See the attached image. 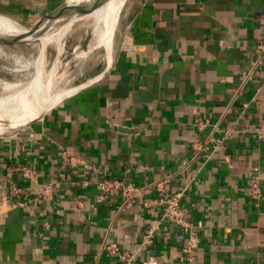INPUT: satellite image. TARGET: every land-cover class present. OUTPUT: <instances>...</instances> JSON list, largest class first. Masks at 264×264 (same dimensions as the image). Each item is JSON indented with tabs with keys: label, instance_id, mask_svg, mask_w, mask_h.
Listing matches in <instances>:
<instances>
[{
	"label": "crops",
	"instance_id": "obj_1",
	"mask_svg": "<svg viewBox=\"0 0 264 264\" xmlns=\"http://www.w3.org/2000/svg\"><path fill=\"white\" fill-rule=\"evenodd\" d=\"M67 1L0 13L25 23ZM260 41L264 0H124L107 63L0 127V264H264ZM159 179L181 192L190 251V231L160 219Z\"/></svg>",
	"mask_w": 264,
	"mask_h": 264
},
{
	"label": "rangeland",
	"instance_id": "obj_2",
	"mask_svg": "<svg viewBox=\"0 0 264 264\" xmlns=\"http://www.w3.org/2000/svg\"><path fill=\"white\" fill-rule=\"evenodd\" d=\"M94 1L95 0H93L92 3ZM83 13H85L83 10H79L77 13L73 14L74 18L70 20L71 25H67L69 23L68 19V21H66V23L62 25L67 30L73 29V31L71 32L70 36H68V39L64 40L60 50H57L56 52L55 50L52 51L50 49V46L48 45V42V44L46 43V47L44 46V49L42 50L43 53L40 50H37L36 59L38 65L36 63L35 69L37 71H34L31 66H28L25 69H20V64L16 63L15 56H18L20 54H24L26 57L29 56V54H31L34 49V46L39 47L40 43L38 41H20L10 33V30L28 33L44 17H41L39 16V14H36L28 22L25 23L13 21L11 23L13 27L11 28L7 24L0 22V47L9 54L6 55L0 52V94H9L16 92V90L20 87L18 86L20 85V83H22V85L32 83V77H37L38 70H42L41 78H43V80L47 82L48 86L53 89V81L55 80V76L59 71L60 67H62V65L60 64L66 62L68 63V73L66 72L67 74L65 78H68L69 80L67 83H63L65 89L63 91H60L62 93L61 97H63L79 87L80 76L83 74V72L90 70L94 67H101L106 64L107 60L111 57L119 12L113 24L112 22H110L105 27H102V24L97 26V29H99V38L92 39L93 41L91 40V38L93 37L94 31L91 26L88 27L90 21L92 20L91 18L93 14L90 13V11L86 12L85 14ZM82 15V18L78 17ZM57 26L59 25L57 24ZM55 27L56 26L51 27V31ZM55 30L52 32V36H57L60 32H55ZM100 36L102 38H100ZM41 40L43 44V39L41 38ZM74 46H76V50H73ZM77 53H79L80 55H78ZM3 82L13 83L15 87H13L14 85H11L10 87L12 88L7 93V91L2 90ZM31 86V90L27 92L26 96H28L29 94L30 96L35 95L36 89H33L35 86L39 87V84L33 82ZM55 90L56 89H54L53 91ZM61 97H59L57 101ZM14 101H16V99ZM9 102L13 103L10 100ZM37 111L38 110H35V107L34 109L32 107L26 115H16L8 117L0 113V127H7L16 123L20 124L23 123L25 120L28 121L33 118V115Z\"/></svg>",
	"mask_w": 264,
	"mask_h": 264
},
{
	"label": "bare ground",
	"instance_id": "obj_3",
	"mask_svg": "<svg viewBox=\"0 0 264 264\" xmlns=\"http://www.w3.org/2000/svg\"><path fill=\"white\" fill-rule=\"evenodd\" d=\"M123 1L124 0H95L92 3V0H91V2L88 0V3H87L88 9H89L88 11H90V13L93 14V16L91 18L92 20L90 21V24L88 25V27L91 26L93 31H94V34H95V35L93 34V37L91 38V40L99 38V36H98L99 35L98 30L99 29H97V26L102 24V27H105L110 22H112V24L115 22V19L118 15L119 9H120ZM84 12H86V9L84 10ZM78 17L82 18L83 16H78ZM72 18H74V15H71L69 18H67L69 21L66 19L64 22H57L56 25H53L56 27L52 31H54L56 29L57 32L58 31H60V32L57 36H50L46 40H45V37H42L43 42H45V47H46V43L48 42L49 44L48 43L47 44L50 46V49L52 51L55 50V52H56L57 50L61 49L64 40H67L68 36H70L71 32L73 31V29L67 30L62 25L64 23H66V21L69 22L67 25H71L70 20ZM0 22L7 24L8 26H10V28L13 27L11 25L13 20L10 19L9 17L5 16V15L0 16ZM57 24L59 26H57ZM4 26H6V25H4ZM53 26L50 25L47 28V32H46L47 34L51 32V27H53ZM66 32H68V33H66ZM55 34H57V33H55ZM100 38H102V37L100 36ZM75 47L76 46H74L73 50H76ZM39 49H40V46L39 47L34 46L32 53L29 54V56H27V57L24 54H20L18 56H15L16 63L20 64V69H25L28 66H31L34 71H37V70H35L36 69V63H37L36 53H37V50H39ZM43 49H44V47H43ZM0 52L4 53L6 55H9L1 47H0ZM41 52L43 53V51H41ZM77 54L80 55L79 53H77ZM49 59H50V56H49ZM59 64H60V62H59ZM59 64H58V66H59ZM37 65H38V63H37ZM60 65H62V67H60L59 71L57 72V74L55 76V80L53 81V83H54L53 89H51L48 86L47 82L44 81L43 78H41L42 77V74H41L42 70H38V74H37L38 79H37V77H32V83L36 82V84H39V87L35 86L33 89V90L36 89L35 95L30 96V94H29L28 96H26L27 92L31 90L32 83H27L25 85H22V83H20V85H18V86H20L19 89H17L16 92H14V93H9V94H2L1 93L0 94V113L3 115H6V117L16 116V115H26L32 107H33V109L35 107V110H38L36 112V116H38L43 111H45L47 108H49L51 105H53L57 101V99L62 96V93L60 91H63L65 89L63 83H67L69 80L68 78L67 79L65 78L66 74L68 73L67 72L68 63L63 62V64L61 63ZM11 85H14V84L3 82L2 90L7 91V93H8L9 90L12 88V87H10ZM13 87H15V85ZM54 89H56V90L53 91ZM15 99H16V101H14ZM9 100L13 103H10Z\"/></svg>",
	"mask_w": 264,
	"mask_h": 264
},
{
	"label": "built area",
	"instance_id": "obj_4",
	"mask_svg": "<svg viewBox=\"0 0 264 264\" xmlns=\"http://www.w3.org/2000/svg\"><path fill=\"white\" fill-rule=\"evenodd\" d=\"M258 47L260 49H263L264 42L260 41L258 44ZM252 131L255 133V135L257 136L259 140H264V119L259 121L256 125H254L252 127ZM220 142L221 141H219V143ZM165 182H166L165 179H159V180L154 181L156 188L162 192V195L158 199V202L162 206V209L160 212V219L179 224L182 227L190 231L191 234L188 238V243L185 248V250L190 251V249L195 246L197 242V238H196L195 232L191 231L190 224L187 221L186 207L184 206L182 202L181 192L180 191H174V192L166 191V189L164 188ZM108 186H109L108 182L106 181L101 183L102 188H107ZM140 190L141 188L137 190L135 189V187H132L131 185H126L125 187H123V192L127 195H129V193H133L135 196H137L139 195ZM250 194L253 197L260 196L258 189H256V187L251 188ZM151 234H152V228L150 227L147 230L146 234H144V242L149 241V237ZM122 257L127 260H130L131 255L122 254ZM147 263L148 261H146L145 264Z\"/></svg>",
	"mask_w": 264,
	"mask_h": 264
},
{
	"label": "water",
	"instance_id": "obj_5",
	"mask_svg": "<svg viewBox=\"0 0 264 264\" xmlns=\"http://www.w3.org/2000/svg\"><path fill=\"white\" fill-rule=\"evenodd\" d=\"M91 2V0H89ZM93 1V0H92ZM88 0H69L65 4H63L61 7H59L56 11L46 15L40 22H38L34 28L30 30L28 33H23V32H17L14 30H10V33L18 40L20 41H28V42H34L38 41L40 43V51H42L43 47L45 46V42L42 44V37H45V40L48 39L50 36H52L51 33H46L47 28L51 25H56L57 22H64L67 18H69L71 15L74 13H77L79 10H85L88 12V6H87ZM91 4V3H90ZM85 6V8H84ZM85 12V13H86ZM83 13V14H85ZM3 15L0 13V16ZM83 16V15H82ZM56 32V30H55ZM36 117V113L33 115V118ZM31 118V119H33ZM30 119V120H31ZM28 120V121H30ZM24 121L23 123H16L14 125H10L7 127H3L6 129H12L17 126L24 125L26 122Z\"/></svg>",
	"mask_w": 264,
	"mask_h": 264
}]
</instances>
